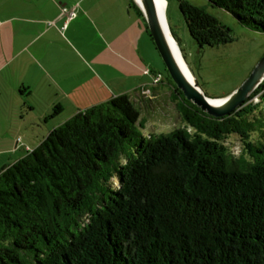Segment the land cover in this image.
<instances>
[{"label": "trees", "instance_id": "obj_1", "mask_svg": "<svg viewBox=\"0 0 264 264\" xmlns=\"http://www.w3.org/2000/svg\"><path fill=\"white\" fill-rule=\"evenodd\" d=\"M208 1L264 33V0ZM179 7L200 48L234 41L205 10ZM172 85L182 126L171 133L144 137L120 95L0 170V264H264V82L219 119ZM234 134L238 156L224 144Z\"/></svg>", "mask_w": 264, "mask_h": 264}, {"label": "crops", "instance_id": "obj_2", "mask_svg": "<svg viewBox=\"0 0 264 264\" xmlns=\"http://www.w3.org/2000/svg\"><path fill=\"white\" fill-rule=\"evenodd\" d=\"M130 3L124 0H0L1 144L6 145L8 139L12 143L16 140L17 145L20 140H29L32 145L24 149L23 158L77 113L114 98L107 86L106 96L100 91L98 97L95 94L85 97L87 81L91 78L97 79L96 85L89 88L93 91L104 75L117 83L121 66L127 70L126 79L134 82V72L141 75V68L142 75L149 77L145 75L148 69L144 70V64L155 73V64L145 57L146 42L148 51L152 50L151 39L148 40L146 30L132 14ZM72 6L77 16L67 22L61 13ZM65 25L67 28L62 31ZM166 84L168 90L162 94L161 86ZM166 84L162 80L154 85L151 77L141 78L134 102L154 112L163 97L169 102L165 107L166 116L174 112L181 120L173 101L174 88L170 82ZM56 106L62 108L58 114H54ZM28 112L36 115L28 114L25 120ZM15 121L19 122L14 124ZM9 124L13 130L18 127L14 134L7 131ZM41 125L48 127L45 133L31 135L25 130ZM8 152L4 147L0 156ZM15 162L5 163L4 167Z\"/></svg>", "mask_w": 264, "mask_h": 264}, {"label": "rangeland", "instance_id": "obj_3", "mask_svg": "<svg viewBox=\"0 0 264 264\" xmlns=\"http://www.w3.org/2000/svg\"><path fill=\"white\" fill-rule=\"evenodd\" d=\"M124 2L127 4L128 2L130 3V0H124ZM180 2H188L196 7H200L208 14L217 18L223 25L231 29L234 41L215 47L206 46L200 48L197 44H195L192 37L190 36V33L180 11ZM130 10H132V14L135 15L139 23L141 22L144 30L146 28L145 19L137 15L136 9L134 7L130 6ZM165 16L170 31L175 37V40L177 41L181 49L182 56L185 62L189 66L190 71L195 76L199 87L209 97H224L230 95L232 92L238 89L249 77L256 64L264 55V33L252 31L246 28L241 23H239V21L230 13L218 7H215L208 0H166ZM62 31H65V29H62ZM147 38L148 40H150L148 35ZM150 42L152 46L151 51H148V43L146 42V60L151 61L155 64L156 68L153 69L155 70V73L163 75L162 77L165 84H169L170 82V85H172L174 82L170 77L160 54L154 47L151 40ZM146 65L144 64L143 67L144 70L148 69V71L147 74H145V72L144 74L151 77L154 82L155 77L152 73L153 70L150 69V66L149 68H145L148 67ZM120 69V80H118L117 83L112 82V77L110 78L109 76L104 75L100 84L97 85V87H95L93 91H91V89L89 88H92L96 85V83L94 82L97 79L91 78L90 80H88V85L86 86L87 88L84 92V96L88 98L92 96V94H95L98 97V93L100 91H102V94L106 96L108 94V91L106 90L105 86H107L115 95L112 97L128 95L131 101H133L137 110L140 112L141 120L145 122L144 127H140L139 131L146 138H148L149 136L157 137L162 134H168L176 128L182 126V123L176 116V113L172 112L171 116L168 117L166 116V113H164L166 111L165 107H167L169 104L168 101L166 102V100L168 99H164L162 97L159 100L160 103L158 105V109L154 112L147 111L141 105L135 104L134 97L136 95V87H138V83L141 81V78H149L142 75L143 68L140 69L141 75H138V71L134 72V78L136 82L132 81L131 79H126L127 70L123 68V66H121ZM101 84L103 85V87H101ZM167 87V84L161 86V90L163 91L162 94H164V91L167 92ZM103 99L105 98H100V101H102ZM261 100L262 99L260 95H257L253 97L249 103L251 105H256L260 104ZM101 103L105 102L102 101L99 104ZM96 105L98 104H95L94 106ZM28 114L30 113L28 112L25 114V120L28 118ZM32 114L34 116L36 115V113L34 112H32ZM32 114L30 115L32 116ZM64 115H67V112H65ZM255 115L257 116L258 113H256ZM15 122L16 123L14 124H17L19 121ZM11 124L14 125L13 123ZM11 124H9L7 131L11 132V134H14L16 132L14 130H16L18 127L14 128L13 130L11 128ZM47 129L48 127L46 128V126L41 125L40 128H27L25 130L31 135H35V132L39 134V132H46ZM29 142V140H27L26 142L24 140H20L18 145L16 140H14V142L12 143L10 139H8L6 145L1 144L0 142V151L4 147H7L9 151L8 154L0 156V170L4 167L5 163L11 164L20 159L22 157L21 155H23L22 152H24V149L27 147V145H32L29 144ZM224 144L233 152L234 155L238 156L240 154L242 142L241 138L238 135H230L224 141Z\"/></svg>", "mask_w": 264, "mask_h": 264}, {"label": "water", "instance_id": "obj_4", "mask_svg": "<svg viewBox=\"0 0 264 264\" xmlns=\"http://www.w3.org/2000/svg\"><path fill=\"white\" fill-rule=\"evenodd\" d=\"M141 10L155 48L160 54L165 67L176 87L183 93L186 100L197 106L202 112L213 118H223L240 109L251 95L264 82V55L254 67L244 83L223 98H210L199 87L197 81H192L184 72L177 53L173 48L175 37L165 19L159 14L157 0H133ZM177 42V41H176ZM219 100V103L214 101Z\"/></svg>", "mask_w": 264, "mask_h": 264}, {"label": "bare ground", "instance_id": "obj_5", "mask_svg": "<svg viewBox=\"0 0 264 264\" xmlns=\"http://www.w3.org/2000/svg\"><path fill=\"white\" fill-rule=\"evenodd\" d=\"M137 2H140V0H137ZM157 6H158V10H159V14L162 20L165 19V13H166V0H157ZM173 48L177 53L178 59L181 63V66L184 70V72L186 73V75L190 78V80L195 81V76L193 75V73L190 71L189 66L187 65V63L185 62L183 56H182V52L181 49L178 45V43L176 41H174L173 43ZM215 103H219V100L214 101Z\"/></svg>", "mask_w": 264, "mask_h": 264}, {"label": "built area", "instance_id": "obj_6", "mask_svg": "<svg viewBox=\"0 0 264 264\" xmlns=\"http://www.w3.org/2000/svg\"><path fill=\"white\" fill-rule=\"evenodd\" d=\"M77 14H76V8L75 7H72V8H64L62 10V13H61V17H65L67 22L68 21H71L73 20L74 18H76ZM66 28V25L63 27V29ZM161 80V75H157L154 79V84H157L158 82H160Z\"/></svg>", "mask_w": 264, "mask_h": 264}, {"label": "clouds", "instance_id": "obj_7", "mask_svg": "<svg viewBox=\"0 0 264 264\" xmlns=\"http://www.w3.org/2000/svg\"><path fill=\"white\" fill-rule=\"evenodd\" d=\"M122 163H123V161H122ZM113 180H115V177L113 178Z\"/></svg>", "mask_w": 264, "mask_h": 264}]
</instances>
